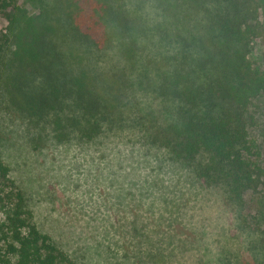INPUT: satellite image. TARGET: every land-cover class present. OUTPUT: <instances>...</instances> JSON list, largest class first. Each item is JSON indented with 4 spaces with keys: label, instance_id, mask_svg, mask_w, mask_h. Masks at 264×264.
I'll list each match as a JSON object with an SVG mask.
<instances>
[{
    "label": "trees",
    "instance_id": "1",
    "mask_svg": "<svg viewBox=\"0 0 264 264\" xmlns=\"http://www.w3.org/2000/svg\"><path fill=\"white\" fill-rule=\"evenodd\" d=\"M32 4L38 16L0 0V14L10 24L9 34L1 36L6 41L0 38V80L9 112L42 125L46 138L61 144L137 132L203 190L221 196L241 231L251 227L249 199L264 194V144L252 137L256 118L250 107L264 96V68L255 67L249 55L251 43L264 39V0ZM182 201L189 207L190 199ZM136 221L133 232L142 238L139 252L145 255H137L138 263L175 258L176 251L168 255L172 243L165 246L167 254L156 249L164 239L155 241L149 226ZM180 231L185 239L179 249L203 247L182 246L198 238ZM261 248L258 254L250 244L236 253L224 248L211 259L203 253L194 264H264ZM0 264H78L39 228L2 159Z\"/></svg>",
    "mask_w": 264,
    "mask_h": 264
},
{
    "label": "rangeland",
    "instance_id": "2",
    "mask_svg": "<svg viewBox=\"0 0 264 264\" xmlns=\"http://www.w3.org/2000/svg\"><path fill=\"white\" fill-rule=\"evenodd\" d=\"M12 1L28 15H39L32 0ZM261 14L263 21L264 10ZM9 27L0 14V38ZM263 54L261 36L251 43L249 59L255 67L264 68ZM6 100L0 80V159L10 166L39 228L78 264H140L138 258L145 255L139 252L142 238L133 232L137 219L149 226L155 241L164 239L163 247L172 243L173 253L170 246L156 247L166 254L169 250L171 257L178 252L168 264H194L203 253L211 259L224 248L236 253L249 244L252 253L262 251L264 194L250 197L246 213L251 227L241 231L221 196L203 190L165 152L145 145L139 133L120 131L88 143L61 144L46 138L42 125L9 112ZM250 109L256 118L252 137L264 144V96L253 100ZM181 198L190 199L189 207ZM180 229L198 238L182 246L203 247L179 249L185 239Z\"/></svg>",
    "mask_w": 264,
    "mask_h": 264
}]
</instances>
